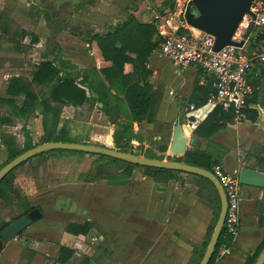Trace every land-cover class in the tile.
<instances>
[{"label":"crops","instance_id":"1","mask_svg":"<svg viewBox=\"0 0 264 264\" xmlns=\"http://www.w3.org/2000/svg\"><path fill=\"white\" fill-rule=\"evenodd\" d=\"M150 1L154 4H160L164 0ZM0 2H2L3 8L5 7L10 11H13L18 5H23L26 8V12H23V14L27 13V18L30 20H37L38 16V21L36 27L33 29V33L39 38V42L34 45L33 48L35 47V50L41 47L45 48L43 53L39 54L40 61L44 60V55L47 54L45 51L46 49L53 50L58 47L65 61L83 70L107 68L110 66V63L102 59L95 42L89 44L87 36H80L73 31V28H78L80 31L89 30L93 33L103 34L106 33L109 28L124 22L127 18V12L134 14L142 23H149L147 19L150 15L146 1L142 2H144L147 8L142 7L139 12L138 9H136L137 13L128 9L130 5L135 8L137 6L138 8V3L140 2L138 0H0ZM37 10L47 12V15L43 13L37 15ZM32 12H34L33 19H31ZM43 20H46V24H44L45 21ZM34 24L33 21V25ZM183 27L188 29L189 32L192 31V29L187 26ZM22 29L27 30L26 28ZM53 34L56 44L55 47H53L50 41ZM24 40L21 43L23 46L20 52H5L0 50L1 64L4 58L10 61L13 59L21 60L23 58L24 52H22V50L26 51L29 45V42L27 44ZM155 53L156 50L150 56L147 66L151 72L155 69L152 62ZM52 57L53 56L49 55L46 59L51 60ZM2 69L3 68H0V85L2 84L0 99H6L8 98L6 95L7 85L12 76L9 73L1 74ZM124 70L125 73H129L131 71V65H126ZM183 74V77L177 76L176 82L179 83L180 86L181 84L189 85L190 83V90L185 96H178L177 87L174 92H172L173 94H169V96L177 95L178 102L181 105L180 110L184 123H182L181 118L179 120L184 136L192 141L190 144L191 148L195 147L201 150L207 148L218 151V153L222 155L220 165L223 169L229 174L238 177L240 159L243 157L244 152L249 150L252 143L259 145L264 144V123L261 122L264 121V118L262 119V115L264 116V68L252 70L247 73V81L251 87L255 85L256 81L258 82L250 102V108H253L258 113L257 122H250L246 119L237 120L215 133L210 138V142L219 146L218 150L215 146H210L207 139L194 134L199 120H196L190 125L187 123V117L184 113L185 102L191 93L193 84L197 82L199 85L203 86L207 82H213V80L196 66L183 69ZM13 76H21L29 79L18 73H15ZM95 77L97 78V76ZM100 77L103 79L102 76ZM148 82L151 84L153 91L156 92V87L153 86V75L149 76ZM105 84L110 94L118 98L119 104H124L121 87H109L106 81ZM0 104L3 105L4 103ZM65 107L75 108L72 106ZM96 108L100 110L99 105H96ZM158 111L159 107L157 108V112ZM205 113H207V111ZM60 120L59 128H61L62 124H65L68 135L70 134L71 138L80 140L77 143L104 146L111 149L116 148L114 143L115 130L113 129V124H100L98 120L93 121L91 118L87 123L76 121L72 117L62 119L60 117ZM35 121L42 129L41 119L36 118ZM175 122L176 120L170 119L166 121L162 120L161 122L157 120L156 115L155 123H143L141 128L137 123H133L132 132L135 135L138 134L140 140L139 142L132 140L130 143L132 148L134 149L141 145L143 149H150L158 153V146L161 139L165 135L166 130H168L166 134L170 135L168 138L167 150L164 153V160H166L167 157H173L168 154V147L172 138V128L175 126ZM119 124L121 125L122 121H120ZM32 142L35 143L34 141ZM68 155H83V158H81L79 162L80 165L76 177L81 172L84 173L90 169V165L96 160V156L86 153H73ZM78 157L75 158L74 156H70V158H68L69 160L65 157L64 159L73 162ZM62 161L64 160L60 159L57 161L58 165L54 166L56 170L52 169L53 167L51 166L53 165L51 163L48 164L50 165L49 167L47 165L51 173L57 171L56 173L62 177L58 184L67 183L63 182V178L68 173V166ZM62 163H64L65 166H62ZM87 165L89 167L88 169ZM57 168L59 169L57 170ZM179 177H182V179ZM178 178L179 180L176 182L165 184L157 183L151 178L144 177L138 180V182L130 181L127 185L108 186L106 184V188L102 191L99 190L100 188L95 190V188L89 185H84L80 191L82 193L76 197L67 195L63 191L57 189H49L47 191L49 193L40 197L43 201L39 203L30 204L31 201L27 199L31 206H39L42 210L40 219L33 222V225L31 224V227L25 230L26 233L37 235V238L29 237L28 239H24V241L27 240L30 242V244L26 245L27 243L24 241L16 243L19 236L16 237L8 242L9 246L3 248L0 253V259L7 254L10 260L8 264H17L24 247L28 246L35 251V256L31 264H38V261L41 259L44 260L45 264H58L54 262L58 247L66 246L74 250L73 257L68 264H101L100 260L102 259H106V262L112 259L110 264H188L192 254V245L201 246L203 244L207 228L212 223L213 214L210 208L204 206L198 200L196 191L200 186H198L195 181L190 182L186 174L181 173ZM74 182L75 181H73V183ZM179 182H183V184L181 185ZM205 188L206 191H210L209 188ZM89 189H91V192L87 196ZM18 191L21 193L20 190ZM95 191L96 194H94ZM115 191H121L122 193L120 196L125 194L124 197L135 199L134 201L138 202V209H136V205H134L130 206L129 210H120L121 201H119L118 207L109 206L108 204L105 206L103 205L108 212L103 210V206L96 207L97 205L95 202L94 206L92 205V198L101 199ZM240 194L239 231L234 237L233 247L229 250L227 249L226 254L217 257L214 264H245L247 257L254 253L257 246L264 238V226L260 227L258 225V217L255 215L256 201L264 197V188L258 189L240 185ZM24 197H26V195H24ZM64 198L75 202L76 206L80 207L83 211L78 213L68 211L69 209L64 206V203L61 201ZM56 203L58 205H56ZM45 204L47 205L46 209ZM47 212L51 214L50 218L52 219V223L49 226L40 227L41 219L44 220L46 218ZM67 216H76L77 219L83 217L85 221L96 223L95 225L102 232V236L100 237L102 241L111 239L114 241L112 251L105 253L103 252V248H101L102 246H98L96 254L88 256L83 253L82 255V251L92 237H84L82 239L63 232L65 228L63 220L68 218ZM121 216H125V221L122 227L117 228L115 224ZM0 219L7 221L2 217H0ZM134 219L138 221V227L132 229V232L128 234L126 230L128 229V225L130 226V220ZM134 231L138 232V236H135V233H133ZM55 234L58 236L54 237ZM63 240H66L65 242L69 241L70 244L66 245V243L62 242ZM91 244H93V242ZM135 246L138 249H136ZM51 249L54 250V253L51 252ZM106 256L109 257V259ZM135 261L138 262L135 263ZM20 264H26V261Z\"/></svg>","mask_w":264,"mask_h":264},{"label":"trees","instance_id":"2","mask_svg":"<svg viewBox=\"0 0 264 264\" xmlns=\"http://www.w3.org/2000/svg\"><path fill=\"white\" fill-rule=\"evenodd\" d=\"M176 1L164 0L162 5L173 9ZM260 1L264 5V0ZM42 13L47 15V12L36 11L37 15ZM6 14H1L0 16V39L3 37L6 38L5 41L14 47L12 51L20 52L22 48L21 43L25 38L29 39L27 49H31L34 45L38 44L39 38L33 32L17 27L11 29L8 24L1 26V18L3 16L8 20ZM73 31L80 36L86 35L89 44L95 42L102 59L109 62L110 66L99 70L78 69L68 61H65L62 58L59 48L56 47L53 50H45L47 54L44 55V60L33 66L29 79L21 76H12L6 89L8 98L0 99V103L9 106L11 116L24 121L32 116H40L43 133L37 143H33L26 133V139L21 148L17 147L13 139H4L3 144L6 146L8 158L5 163L0 164V169L18 155L38 145L53 142L77 143V141H73L71 136L68 135L65 124H62L61 128H59L61 111L65 106L76 108L88 104L92 107L101 103L102 107L100 110L104 116L109 118L110 122L116 116L121 117L119 100L116 96L114 97L110 94L105 81L109 84V87H121L123 102L129 110V115L125 118V121L114 132V143L117 150L122 153H130L147 159L164 160V153L167 150L170 134L162 137L158 146V153L150 149H143L141 145L138 146V151H134L130 144L132 140L136 142L140 140L138 134L135 135L132 132L133 123H137L141 128L143 123L152 124L156 122V92L153 91L151 84L148 82L151 71L147 68L150 56L157 49L159 41L161 42L162 40L161 36L158 35L155 23H142L134 14L127 12L126 20L109 28L106 33H93L89 30L80 32L78 28H73ZM177 32L188 34V30L183 27L178 28ZM263 44L264 29H259L254 25L244 49L247 53L258 51ZM49 55L53 56L51 60L46 59ZM1 61L0 59V66ZM126 65H131V71L129 73H125L124 69ZM257 84L258 82L256 81L255 85L252 86L253 94ZM81 86L87 91L81 88ZM91 92H94L97 98L93 97ZM213 92L212 81L207 82L203 86L195 82L185 102L184 113L187 117L188 124L199 120L194 134L207 139L208 144L215 146L218 150L219 146L211 143L210 138L215 133L224 129L228 124L241 120V118L237 119L235 113L231 111L225 112L219 107H210L207 99ZM251 99L247 100L246 107L242 110L243 118L250 122H257L258 113L253 108H250ZM202 110L205 111L203 112ZM206 111L207 113H205ZM115 123L118 122L116 121ZM124 143L125 145L123 146ZM66 152L85 154L74 151ZM221 159L222 155L218 151L207 148L201 150L195 147L186 150L183 156L166 158L167 161L195 166L210 172L213 166L220 165ZM25 163H22L17 168L25 165ZM113 164H118L120 167L114 171L111 169ZM92 165L93 168L85 174V182L105 179L108 186L127 185L134 178L136 171H138V180L148 177L157 183L165 184L178 181V176L181 174L180 172L167 169L144 167L106 156H96V160ZM17 168L7 174L0 182V200L8 202L10 205H21V209L22 206L25 207L11 221L0 219V231L6 228L12 221L27 215L34 209H38L42 213L39 206H31L27 198L21 196L19 191L14 188L13 184L16 179L15 171ZM241 168L264 173V144H251L249 150L244 152L243 157L240 159ZM186 176L192 178L200 186L196 191L198 200L204 206L210 208L213 214L212 223L207 228L203 244L201 246L192 245V254L188 264H199L209 244L219 216L220 200L214 185L207 179L192 174H186ZM179 183L181 185L183 184V182ZM205 187L212 191H206ZM255 215L258 217V225L260 227L264 226V197L256 201ZM64 231L69 235L79 238L87 237L92 232H98L102 235L100 229L90 221H85L83 224L67 223ZM21 235L22 233L19 234V237ZM233 244L234 236L227 234L225 228H222L216 248L208 264L215 263L220 248L224 247L229 250L233 247ZM3 248L4 244L0 242V253ZM263 249L264 238L254 253L247 257L245 264H255ZM73 254L74 250L66 246H59L54 262L68 264ZM34 256L35 251L25 246L20 254L19 262L26 261V264H31Z\"/></svg>","mask_w":264,"mask_h":264},{"label":"rangeland","instance_id":"3","mask_svg":"<svg viewBox=\"0 0 264 264\" xmlns=\"http://www.w3.org/2000/svg\"><path fill=\"white\" fill-rule=\"evenodd\" d=\"M138 1H140L138 3V8L137 6L135 8L130 5L128 6V9L130 11H134V13H137L136 9H138V12H139L140 8L142 7L147 8V6L144 5V2L146 1V3L148 4V11L150 12L147 22L155 23L156 30L158 31L159 36H161L160 32L163 28H165L168 31H171L172 29L175 30L180 27L187 26L183 19V12L187 5V2H188L187 0H177L173 9H169L166 6H163L162 3L154 4L150 0H138ZM25 10L26 8L23 5H18L16 8L13 9V11H10L6 9L5 7L3 8L2 2H0V16L1 14H6V13H7L6 15L8 16V20H6V17L4 16L3 18H1L2 19L1 26H5L8 24V26H10L11 29H13L14 27H17L19 29L26 28L28 31L33 32L34 31L33 29L34 27H36V23L38 21V16H37V20H30L27 18L28 17L27 13L23 14V12L24 13L26 12ZM31 14H32L31 19H33L34 12H32ZM33 21L35 23L34 25H33ZM43 21H45L44 24H46V20H43ZM242 23H243V20L241 24L239 25V28L236 32L235 38L238 40H239L238 34L242 27L241 26ZM5 39L6 38L4 37L0 39V50L1 51L3 50L5 52L6 51L13 52L12 51V48H14L13 45L10 43H7ZM24 41H26L28 44L29 39L27 38ZM159 45H160V41L158 43L155 56L152 58L153 67L155 69L153 70V72H151V76L153 75V86L156 87L155 105L157 108L159 107V111L156 114L157 120L161 122L162 120L166 121L168 119L177 120L178 117L179 119L181 118L182 120V114L180 110L181 105L178 102L177 95L169 96V92H174L175 88L178 87V90H177L178 96H181V95L185 96V94H187V92L190 90L191 84L190 83L189 85L181 84L180 86V84L176 82L177 76H182V77L184 76L183 70L176 68L172 63L168 62L161 55ZM44 49H45L44 47H41L35 50V47L34 48L32 47L31 49H27L26 51L22 50V52H24V55L21 60L13 59L10 61L9 59L4 58L1 64V67H0V68H3L1 70L2 71L1 74L9 73L11 76H13L15 73H18L20 75L30 78V72L32 70V67L35 63L40 61L39 54L43 53ZM1 89H2V84L0 85V91ZM119 109H120L121 117H118V119L116 120L118 123H115L116 121L110 122L109 118L104 116L101 110L97 109L96 106L90 107L88 104L85 106H82L81 108L72 109L69 107H64L62 108L60 117L61 119L66 118V117L67 118L72 117L76 121L83 122V123H87L91 118L93 121L98 120L100 124L109 123V124L120 125L119 122L120 121L124 122L125 118H127V116L129 115V110L125 103L120 105ZM243 117H241V120L245 119ZM36 118L41 119L40 117H36V116L30 117L26 121L19 119V118H15L11 116V109L9 108V106L0 104V164L5 163L8 158L6 146L3 144L4 139H9V138L13 139L17 147L21 148L24 143V140L26 139V133H27V135H29L32 141H34L35 143L38 142L43 131L40 125L36 123L35 121ZM263 118L264 116L262 115V119ZM261 122L264 123V121H261ZM182 123H184V120H182ZM167 131L168 130H166V133ZM3 136L5 137L3 138ZM71 139L77 142L80 141L77 138H71ZM137 148L138 146L134 148L133 150L138 151ZM114 149L117 150L116 148ZM68 154H73V153H69L66 151H60V150H51V151L38 154L34 156L33 158L29 159L25 163V165L16 169L15 171L16 179L14 181V187L20 190L21 196L26 195L27 199L31 201L30 204H36V203L43 201L40 199V197L49 193L47 192L49 189H57V190L63 191L67 195H73L74 197H76L77 195H80V193H82L80 191L84 185H89L90 187L95 188V190L100 188L99 190L101 191L106 188L105 179L96 180V181L87 182V183L85 182V174L88 173L93 168V165H90L91 166L90 169H88L89 167L87 165L88 170L85 171L86 173L81 172L76 177V174L78 172V167L80 165L79 162H80V159L83 158V155L75 156V155H68ZM70 156H74L75 158L78 156L79 157L73 162L66 161L64 159L65 157L67 160H69L68 158H70ZM60 159H63L64 161L62 162H64L68 166V169H67L68 173L63 178V182H67L66 184H58L59 180H61L62 177H60V175L56 173L57 171H54V173H51L49 169L47 168V165L51 163L53 165L51 166L53 167L52 169L56 170L54 166L58 165L57 161ZM64 163H62L61 165L65 166ZM49 166L50 165H48V167ZM111 167H112L111 169L115 171L117 168L120 167V165L113 164ZM58 169L59 168H57V170ZM179 178L182 179V177H179ZM187 178L189 179L190 182H194L192 178L190 177H187ZM73 181L75 182L73 183ZM131 182H138V171L135 172V176L131 180ZM90 192H91V189H89L87 196L88 194H90ZM121 193H122L121 191H115V192L109 193L108 195H106L104 198H101V199L92 198V201H91L92 205L94 206V202H95V204L97 205L96 207H100L103 205L105 206L106 204H108L109 206L118 207L119 201H121L122 204L119 208L120 210L121 209L129 210L130 206H134V205H136V209H138V204H137L138 202H135L134 201L135 199L133 200V198L131 197H124L125 194L120 196ZM94 194H96V191ZM61 201L64 203V206H66L69 209L68 211L70 212L78 213L80 211H83L80 207L76 206L75 202L69 201L66 198H64ZM101 202H102V205H101ZM56 205L58 204L56 203ZM20 206L21 205H15V204L10 205V203L8 202L1 201L0 202V217H2L3 219H6L7 221H11L15 219L20 214L22 209H24L25 207V206H22V209H21ZM104 206H103V210L108 212V210H106ZM46 207L47 205L45 204V209ZM50 215L51 214L47 212L46 218L44 220L41 219L40 227H46V226L51 225L52 219L50 218ZM84 221L85 219L83 217H79L78 219L76 216L68 217L63 220V223H64L63 225L65 227V225L69 222L83 223ZM124 221H125V216H121L120 219L117 220L115 226L117 228L122 227V225L124 224ZM130 221H131L130 226L128 225V229L126 230L128 234L132 232V229H135L138 227V221H136L135 219L130 220ZM247 226H248V222H247ZM63 232H65L64 229H63ZM100 233L102 234V232ZM133 233H135V236H138V232L134 231ZM36 236L37 235L26 233L24 231L23 234L17 238L16 243H21L24 241V239H28L29 237H36ZM56 236L58 235L55 234L54 237ZM101 236L102 235H100L98 232L90 233L86 238L92 237V239L89 242H87L86 244L87 246L82 251V255L83 253L88 256L96 254L98 246H102L101 248H103V252L105 253H109V251H112L114 241L112 239L102 241V239L100 238ZM65 241L66 240H63L62 242L66 243V245L70 244L69 241L67 242ZM24 242L27 243V244L25 243L26 245L30 244V242H28L27 240ZM92 242L93 244H91ZM5 246H9L8 243L4 244V247ZM135 248L138 249L136 246ZM53 249H51L52 253H54ZM8 258H9V255L5 254L0 259V264H8L10 262ZM107 258L109 259V257ZM106 261H107L106 259L100 260L101 264H105V263L110 264L112 259L109 260V262H106ZM137 262L138 261H135V263ZM20 263L22 262H19L18 260L17 264H20ZM38 264H45L44 260L43 259L39 260Z\"/></svg>","mask_w":264,"mask_h":264},{"label":"water","instance_id":"4","mask_svg":"<svg viewBox=\"0 0 264 264\" xmlns=\"http://www.w3.org/2000/svg\"><path fill=\"white\" fill-rule=\"evenodd\" d=\"M254 0H189L183 12V19L185 24L194 30L208 34L214 37L213 50L215 52L221 50L226 46H232L237 49H241L245 46V43L254 27L252 22L241 40H237L236 32L241 24L243 18L250 14V7ZM51 43L55 47L54 34L51 38ZM91 95L97 98L94 92ZM99 108L102 104L99 103ZM118 116L113 118L112 122H115ZM118 124H113V129H118ZM192 141L184 136L182 132V126L180 124L179 117L175 122V126L172 128V138L168 147V154L173 157L183 156L187 150V146ZM125 143L123 144V146ZM51 150H67L74 152H83L86 154H93L96 156H106L117 160L130 162L144 167L167 169L171 171L180 172L183 174H192L203 177L211 182L217 190L220 200V212L215 224L213 233L211 235L209 244L199 262V264H208L211 260L213 252L216 248L219 235L223 228L225 219L227 200L224 191L216 179V177L210 172L202 168L195 166L185 165L175 161L147 159L144 157L136 156L130 153H122L118 150L92 145L84 143H62L53 142L38 145L28 151L18 155L10 162L5 164L0 169V182L4 177L17 168L22 163L33 158L34 156ZM238 181L241 186H248L258 189L264 188V173L251 170L247 168H241L238 174ZM41 212L38 209L30 211L27 215H24L14 221H12L6 228L0 231V242L6 244L11 240L23 233L33 222L39 220ZM255 264H264V249L258 256Z\"/></svg>","mask_w":264,"mask_h":264},{"label":"built area","instance_id":"5","mask_svg":"<svg viewBox=\"0 0 264 264\" xmlns=\"http://www.w3.org/2000/svg\"><path fill=\"white\" fill-rule=\"evenodd\" d=\"M249 11L250 14L243 18L239 40L252 22L259 29H264L263 3L254 0ZM160 35V53L167 61L182 70L196 66L213 80L214 92L207 99L210 107H219L225 112L231 111L237 119L243 117L242 110L253 95V88L247 81V73L264 68V44L258 51L250 53H247L244 47L237 49L232 46L215 52L214 37L194 29L185 34L178 33L177 29L168 31L163 28ZM81 88L85 89L82 86ZM189 149L190 144L187 146V150ZM211 173L220 183L227 200L223 228L227 234L235 237L240 227L241 194L238 177L226 172L221 165L213 166ZM226 252V248H220L218 257Z\"/></svg>","mask_w":264,"mask_h":264}]
</instances>
